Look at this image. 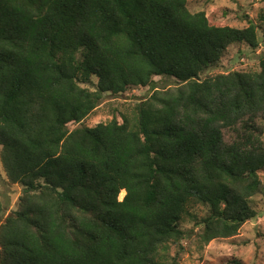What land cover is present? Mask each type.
<instances>
[{
	"label": "trees",
	"instance_id": "obj_1",
	"mask_svg": "<svg viewBox=\"0 0 264 264\" xmlns=\"http://www.w3.org/2000/svg\"><path fill=\"white\" fill-rule=\"evenodd\" d=\"M187 2L0 0V162L22 188L0 264H177L188 217L208 244L258 216L264 49L256 69L206 74L231 46L257 50L264 27L215 25ZM156 77L175 85L156 90ZM136 88L155 91L69 129Z\"/></svg>",
	"mask_w": 264,
	"mask_h": 264
},
{
	"label": "rangeland",
	"instance_id": "obj_2",
	"mask_svg": "<svg viewBox=\"0 0 264 264\" xmlns=\"http://www.w3.org/2000/svg\"><path fill=\"white\" fill-rule=\"evenodd\" d=\"M187 6L190 12H204L215 25L242 28L247 26L248 20H251L256 25L264 27L263 22L258 20L260 15L264 14V0H188ZM258 30L260 46L257 50L252 51L245 45L231 46L219 69L210 71L206 75L256 69L258 54L264 49V33ZM154 81L156 90H164L175 85L173 80L167 78L156 77ZM154 91L150 88H136L116 97L104 95L99 106L82 124H70L68 127L70 130L80 126L92 128L100 123H108L114 116L119 119L120 113L145 101ZM222 132L225 141H230L234 135L231 130H222ZM21 193L22 188L19 185L8 183L0 162V202L3 206L0 222L17 209ZM123 195L124 193H120V198ZM254 202L258 216L246 223L236 237L227 240L201 243L198 239L200 229L194 225V219L188 217L181 224V228L189 235L181 241L179 250L172 248L170 255L176 257L177 264H224L225 259L229 258L241 260L243 264H264V198L258 197ZM190 212L197 217L203 215L202 209L197 207Z\"/></svg>",
	"mask_w": 264,
	"mask_h": 264
},
{
	"label": "bare ground",
	"instance_id": "obj_3",
	"mask_svg": "<svg viewBox=\"0 0 264 264\" xmlns=\"http://www.w3.org/2000/svg\"><path fill=\"white\" fill-rule=\"evenodd\" d=\"M124 196V195H123Z\"/></svg>",
	"mask_w": 264,
	"mask_h": 264
}]
</instances>
